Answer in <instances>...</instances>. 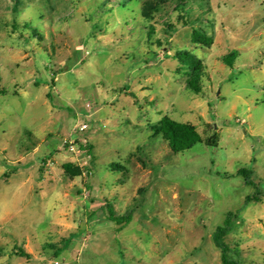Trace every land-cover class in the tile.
I'll return each instance as SVG.
<instances>
[{
    "label": "rangeland",
    "instance_id": "1",
    "mask_svg": "<svg viewBox=\"0 0 264 264\" xmlns=\"http://www.w3.org/2000/svg\"><path fill=\"white\" fill-rule=\"evenodd\" d=\"M0 79V264H264V0H0Z\"/></svg>",
    "mask_w": 264,
    "mask_h": 264
},
{
    "label": "trees",
    "instance_id": "2",
    "mask_svg": "<svg viewBox=\"0 0 264 264\" xmlns=\"http://www.w3.org/2000/svg\"><path fill=\"white\" fill-rule=\"evenodd\" d=\"M162 4H164V2L162 1H151L145 3L142 11L143 17L150 22L154 21L156 18V14L161 11ZM23 29L32 30V25L30 23H27L23 26ZM154 31L155 29L152 27L150 29V38L152 35H154ZM36 33L37 31L34 32V34ZM195 35L198 36V33L196 32ZM198 41L202 42L203 45H212L214 42L212 38H207L206 40L203 39ZM175 55L178 59H180L181 62H186L190 68L192 76L189 78L187 82L189 89L197 94L200 93L202 91L200 82L204 74L203 66L201 62L187 51L176 52ZM235 59L236 56L234 54L227 55L223 58V60L229 65H231L235 61ZM0 93L2 94L6 93V90L2 88L1 79H0ZM152 131L155 135L162 136V138L168 143L171 151L176 154L185 152L191 149L194 145L199 143H203L211 147H218L220 143L218 133L215 132L211 137L204 138L200 134L196 126L189 123H182L176 121L168 115L164 116L158 125L153 126ZM76 144H78L82 150L88 152L91 151L90 148L88 149L84 148V146H82V144L80 145L79 142H77ZM90 155L92 159L93 158L92 153H90ZM64 169L65 172L72 177H78L83 174L82 168L75 167L71 163L65 164ZM239 175L243 176L244 179L249 180L251 172L246 168H243L239 171ZM248 183L251 184V182ZM253 198L255 200L256 199L258 200V197H253ZM247 199L248 201L252 200L251 198H247ZM108 211H109V217H108L109 221L115 222L120 227H124L130 224L133 220V215L131 213L125 216H116L112 208L109 207ZM229 227H230V220L227 219L225 221L224 226L219 227L217 229V231L214 234V239L217 244H221L219 241L223 237H225V235L228 233ZM119 231H121V228L117 230V232ZM18 255L27 258L30 257V255L23 250H20ZM223 264H234V263H229V261L226 258V255L223 254Z\"/></svg>",
    "mask_w": 264,
    "mask_h": 264
},
{
    "label": "built area",
    "instance_id": "3",
    "mask_svg": "<svg viewBox=\"0 0 264 264\" xmlns=\"http://www.w3.org/2000/svg\"><path fill=\"white\" fill-rule=\"evenodd\" d=\"M86 127H87V126H85L84 128H86ZM79 149H80V150H79L80 154H85V156H87L88 159H91V155H88V154L86 153L87 151L82 150L80 147H79Z\"/></svg>",
    "mask_w": 264,
    "mask_h": 264
}]
</instances>
